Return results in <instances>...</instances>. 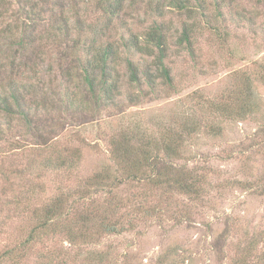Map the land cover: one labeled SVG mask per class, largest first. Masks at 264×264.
Here are the masks:
<instances>
[{
	"label": "rangeland",
	"instance_id": "rangeland-1",
	"mask_svg": "<svg viewBox=\"0 0 264 264\" xmlns=\"http://www.w3.org/2000/svg\"><path fill=\"white\" fill-rule=\"evenodd\" d=\"M5 1L11 2L13 7L0 17V85L11 54L6 47L10 31L2 28L9 25L19 34L16 26L21 20L17 1ZM66 1L71 8L76 5L82 12L90 11L89 17L95 16L92 0ZM127 2L122 17L114 23L110 39L121 44L123 37L143 34L154 25V20L163 21L170 31L166 63L175 87L165 85L160 95L149 93L135 104L129 102L127 87H124L115 106L103 109L98 115L81 111L74 114L73 119L66 116L68 121L64 123L56 121L58 117L52 122L43 115L40 127L49 130L50 136L67 150L72 143V132L82 130L86 141L90 142L82 147V170L66 173L39 165L24 177H18L12 170L25 169L30 159L42 160L44 151L38 150L36 138L30 134L22 137L21 148L14 149L12 143L20 136L19 128L15 129L14 138L9 134L0 141V254L25 240L33 224L34 210L61 192L68 194L69 205L76 203L77 192L84 186L83 173L109 161V133L134 123L141 130L160 137L173 120L191 117L200 127L187 139L181 162L207 172L206 197L193 202L177 196L185 202L184 208L192 209L188 218H174L168 207L160 217L141 219L135 230L107 235L92 248L110 253L114 264H264V241L252 244L250 255L246 252L250 242L264 229V81L255 82L254 112L243 119L223 118L219 114L209 117L206 108L193 100L195 95L225 98L224 94L234 85L235 73L245 72L251 76L264 70V0H224V19L216 22L221 36L208 27L196 0H192L187 9L166 6L163 11L154 10L155 6L149 5L148 0ZM185 27L192 30L190 49L186 43H180ZM44 30L41 26L37 32ZM40 51H43L42 59L36 66L40 74L35 77V72H31L34 77L29 79L26 76L30 73L20 70L17 79L18 83L28 85L27 82L36 84L40 79L42 84L56 77V89L46 92L51 95L63 89L60 50L47 43ZM127 55L130 52L123 48L122 57ZM135 58L143 66L151 63L148 56ZM122 69L124 71V66ZM218 127H222L221 133L216 132ZM31 187L34 192L25 193ZM73 206L77 208V204ZM35 243L30 246L32 250L27 249L23 259H7L2 264H46V257L51 253L72 251L62 234Z\"/></svg>",
	"mask_w": 264,
	"mask_h": 264
},
{
	"label": "trees",
	"instance_id": "trees-1",
	"mask_svg": "<svg viewBox=\"0 0 264 264\" xmlns=\"http://www.w3.org/2000/svg\"><path fill=\"white\" fill-rule=\"evenodd\" d=\"M16 1L21 16L16 28L20 33L9 25L2 28L10 31L6 47L11 54L0 85V141L9 134L14 138V131L19 128L20 136L12 143L14 149L21 148L22 137L30 134L36 138L38 150L44 152L41 153L42 160L30 159L25 169L16 168L12 173L24 177L26 172L39 165L66 173L82 170V147L90 144L82 130L72 132V143L67 150L50 136L49 130L40 127L42 116H48L46 118L52 122L58 117L56 121L64 123L68 121L67 117L73 119L78 112L96 115L115 106L124 87H127L131 104L140 102L149 93L160 95L165 85L174 88L171 69L166 63L170 31L163 21L156 19L143 34L123 37L120 44L110 39V33L114 23L122 17L127 0H92L93 17H89L90 11L82 12L76 5L71 8L66 0ZM196 1L208 27L221 36V28L216 22L224 19V0ZM148 2L155 6L154 10L163 11L166 6L187 9L192 0ZM12 7L11 2L0 0V9H4L0 17ZM41 26L45 30L38 33ZM191 34L192 30L185 27L180 36V43H186L189 49ZM47 43L59 48L61 58L59 73L63 89L51 95L46 92L56 89V77L42 84L38 79L37 85L32 82L20 84L17 79L20 70L29 72L30 76L25 75L29 79L34 77L31 72H35V77L40 74L36 66L42 59L41 47ZM123 48L130 52L125 58L122 57ZM27 55L33 57L29 59ZM137 55L150 57L151 63L143 66L135 58ZM234 76V85L224 94L225 98L208 99L203 95L193 98L206 108L209 117L219 114L223 118L243 119L254 112V85L256 81H264V70L260 69L257 75L237 72ZM54 111L58 112L51 116ZM199 127L197 120L188 117L173 120L160 137L141 130L134 123L109 133V161L83 173L84 186L77 192V208L73 206L75 204L69 205L68 194L61 192L34 210L27 237L14 248L4 250L0 254V264L7 259L21 260L27 249L32 250V244L60 234L66 237L72 251L51 253L46 257V264H114L110 253L92 248L105 236L135 230L141 219L159 216L168 207H171L174 218L191 216L192 209L184 208L185 202L177 196L194 202L203 200L209 191L206 188L207 172L181 162L185 157L187 139L195 135ZM221 128H215L216 132L221 133ZM125 186L128 187L123 189ZM33 192L32 187L25 191L28 194ZM260 241H264V229L250 242L246 251L248 255L252 244L257 245Z\"/></svg>",
	"mask_w": 264,
	"mask_h": 264
}]
</instances>
